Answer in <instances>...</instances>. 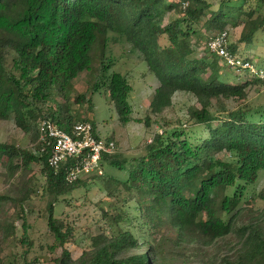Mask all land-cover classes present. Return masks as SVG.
<instances>
[{
    "label": "trees",
    "instance_id": "obj_1",
    "mask_svg": "<svg viewBox=\"0 0 264 264\" xmlns=\"http://www.w3.org/2000/svg\"><path fill=\"white\" fill-rule=\"evenodd\" d=\"M234 1L221 0L215 10L209 0H0V119H13L33 142L0 143V152L11 177L20 173L22 179L40 163L45 178L33 175L15 195L0 194V209L14 202L24 212L34 197L46 198L56 242L51 250L60 249L55 264H264V208L242 206L264 170V104L250 101L253 87L264 81L206 48L218 33H229L227 25L242 24L238 43L229 33V50L254 61L240 45L251 46L264 29V0ZM110 33L131 43L158 78L155 114L170 108L177 92L192 94L196 103L188 108V129L154 133L138 155L117 148L103 156L111 171L94 177L109 200L102 208L106 225L74 258L68 247L74 226L57 216L56 205L87 186L89 177L69 183L66 164L57 172L49 165L38 124L49 117L65 130L79 121L97 128L73 108L92 107L87 93L73 96L83 72L96 75L92 92L104 89L119 120H131L132 85L112 71L113 62L105 63ZM202 43L204 55L193 56ZM223 152L230 157L220 159ZM23 226L18 237L14 222L1 224L0 243H21L26 249L19 258L35 264L37 258L28 261L33 242ZM16 254L0 251V264H19Z\"/></svg>",
    "mask_w": 264,
    "mask_h": 264
},
{
    "label": "rangeland",
    "instance_id": "obj_2",
    "mask_svg": "<svg viewBox=\"0 0 264 264\" xmlns=\"http://www.w3.org/2000/svg\"><path fill=\"white\" fill-rule=\"evenodd\" d=\"M209 1L214 4L213 9L216 10L221 0ZM234 2L239 6L243 4V0ZM261 10L264 13V6ZM244 19L245 17L242 16L239 21H244ZM168 20L169 17H166L165 23ZM242 28V24L235 27L231 24L227 25L226 29L229 30L232 43L239 42ZM203 33L208 34L205 29H203ZM240 48L242 53L247 52L252 56L257 67L264 68V29L257 33L251 46L242 43ZM205 52L204 43H202L201 47L197 45L193 56L200 57ZM111 62H113L112 71L125 74L132 85L130 94L131 120L128 123L119 120L115 105L108 99L104 89L92 92L91 87L95 82L96 75L89 72H83L78 76L75 81L76 89L73 96L87 93L91 97L92 107L88 104L74 103L73 108L79 111L82 118L94 121L102 137H113L117 142L118 151L127 156L138 155L143 151L146 143L152 140L154 133L173 127L188 129L192 125L187 112L188 108L196 103V99L190 93L177 92L173 99V105L162 114H155L156 109L152 106V97L160 82L149 71L142 54L135 50L124 37L115 33H110L107 41L105 63ZM98 65L97 63L95 66L98 67ZM241 77L244 78V76ZM250 101L254 105L264 104V85L253 87L250 92ZM229 103L236 105L234 100ZM148 118L151 121L150 126L146 125ZM0 143L30 147L33 142L29 135H25L22 129L16 126L13 119H0ZM218 157L226 159L230 155L223 152ZM7 163V156L0 152V194L15 195L22 183L33 175L39 177L42 182L45 180L41 175L43 166L40 163L34 164L32 171L28 172L22 179L20 173H17L15 177L9 175ZM110 169L106 166L105 172L111 171ZM114 172L116 173V171ZM88 180L87 186L75 189L71 195L63 196L56 205L57 216L64 218L74 226L75 242L68 244L74 258H77L84 249L91 247V237L98 234L106 225L102 208L106 207L109 200L106 198L102 186L98 183V178L89 177ZM250 192L247 201L245 200L246 202H243L242 206L256 209L264 208V170L261 171L258 181L251 187ZM47 202L46 198L37 196L26 204L24 212L20 205L14 202L6 203L0 209V225L14 222L18 237L22 235V229L25 228L23 223L28 226V235L33 242L32 250L28 254V261L35 262V258H37L35 264H55L54 259L60 254V249L51 250L56 242L48 230ZM134 205L135 203L131 202L130 208ZM225 217L227 218L228 215ZM24 248L26 249L25 246L15 240L11 244L0 243V251L18 253L15 256L19 264H24L23 259L19 258ZM193 264L198 263L193 262Z\"/></svg>",
    "mask_w": 264,
    "mask_h": 264
},
{
    "label": "built area",
    "instance_id": "obj_3",
    "mask_svg": "<svg viewBox=\"0 0 264 264\" xmlns=\"http://www.w3.org/2000/svg\"><path fill=\"white\" fill-rule=\"evenodd\" d=\"M206 48L211 54L223 58L236 71H249L264 81V68L257 67L254 62L238 57L229 50L227 30L214 36ZM38 128L40 141L44 144L43 150L50 152L49 165L57 172L66 164V181L69 183L86 176L103 175V156L117 150L116 141L102 137L90 121H79L70 130H65L51 118L45 117L39 121Z\"/></svg>",
    "mask_w": 264,
    "mask_h": 264
}]
</instances>
